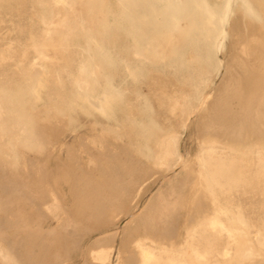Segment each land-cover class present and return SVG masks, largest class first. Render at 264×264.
Listing matches in <instances>:
<instances>
[{"label": "rangeland", "instance_id": "obj_1", "mask_svg": "<svg viewBox=\"0 0 264 264\" xmlns=\"http://www.w3.org/2000/svg\"><path fill=\"white\" fill-rule=\"evenodd\" d=\"M205 1L213 6L222 19H225V24L220 26L225 30L226 35L222 39L223 47L216 57L212 49V43L215 44L216 38L206 41L203 34L204 23L198 12L200 9L193 10L194 13H198V16H195L198 20V26L195 29L182 37L174 34L172 38H169L168 28L177 10L173 6H167V1L99 0L95 5L89 6L84 0H75L72 4L59 0H0V153L7 154L16 162L19 161V155H22L24 162L22 165L24 169L16 168V164L0 163V171L4 168L0 177L8 180L12 176L17 183L15 185L16 183L9 178L11 181L8 180V182H14L11 183L12 186L0 179L2 185L0 188L14 192L15 197H12L14 195L9 192L14 200L17 195L21 197L25 195V192L24 199H29L24 202L23 198L22 201H20L21 198L18 201L19 197H17V201H14L9 197L6 189L5 191L0 189L1 192L7 193V196L6 193H2L5 199L12 200L10 202L12 210L11 208V212L8 210L9 214L0 209V224L3 223L0 231L7 233L9 237H15V245L10 243L15 252L20 249V244L17 245L19 240L25 241L23 244L19 243L25 245L29 252L30 248L26 242L38 236L39 231L36 230L40 228L55 229L57 235L55 230L52 234L56 237L65 233V230L61 229H75V233H79L75 236L82 237V239L79 237L81 240L78 237L76 239L81 243L83 240V250H87L91 246L90 243L100 236L93 233L92 238L88 240V234L106 231L107 239L112 236L113 242L109 241V243H112L114 247L109 264H129L130 260L136 256L135 250H131V248L134 249L136 240H143L144 236L149 237L154 234L150 240L154 241L159 233H163L159 232L161 229H144L146 218L143 216L146 217V215L143 208L152 198H155L157 192L161 191L160 188L165 189L161 191L163 198L170 201L172 197H169L170 192L167 193V189L171 191L170 182L165 179L170 176L169 181L175 183V180L183 176V172L178 165L173 172H169L170 174L166 170L167 166L159 170H151L149 165L155 167L158 165L157 162H153L157 144L152 143V136L156 132H162V127L167 130L174 129L171 121L174 119L175 107L178 103L190 107L197 106L204 93L215 91L223 76L222 73L217 76L218 71L223 72L227 68L231 56L236 51L234 47L237 46L233 42L238 40L240 43L243 38L242 41L244 43L247 41V46L251 45L253 38L250 30H255L256 37H263L264 40V0H247L248 8L243 6L241 0ZM59 13L64 16L66 24L72 29V34L68 37L63 36L64 30L53 23ZM254 22L257 24L255 28ZM183 25L185 22H181V26ZM256 30L261 31L258 34ZM139 32L144 35L143 38L139 37ZM148 37H155L154 51L145 48ZM137 50L140 51V56L136 54ZM40 52L46 56H42ZM237 52L241 53L240 49ZM93 62L100 65L97 79L92 78L88 73ZM82 78L90 80L85 89L78 87ZM109 83L115 87L116 91L108 88ZM103 91H107V94H102ZM190 120L186 128L179 127L177 133L182 157L193 163L199 150L200 137L199 129H197L198 117H192ZM40 125L45 128L43 135L42 131L34 130H38L37 126L40 127ZM34 131L36 134L33 133ZM253 141L254 145L247 144L242 149L233 148L238 150L236 152L239 156L246 159L249 171L253 170L251 151L256 148L264 150V145L255 143L254 139ZM141 152L144 155H141ZM133 161H136L134 165ZM143 161L147 167L143 166ZM130 168L135 171L138 169L137 173L141 172L140 174L147 175L150 172L148 174L151 176L147 175L142 185L135 191H131L124 199L122 206L117 205L115 208L116 205H114V209L113 206L110 207L111 215L108 213L106 217L100 214L93 215V211H96L91 207L84 208L85 212L82 211L80 214L81 210L77 206L80 201L79 193H77L79 186L76 182L80 179L79 176L82 183L89 174L90 179L96 181L99 176L103 175L106 179L110 174L120 170L125 176L124 174L130 173ZM5 170L8 178L4 175ZM133 170L131 172L134 173ZM18 172L23 176L18 174L20 178L17 179ZM74 172L79 175L75 176L77 178L73 177ZM12 173L17 176V181ZM19 180H23L22 188L18 187L21 183ZM114 181L110 180V182ZM3 182L8 185V188L12 186V190L3 185ZM176 184V187L173 185V190L181 188L179 187L181 182ZM187 184L182 189L183 195L177 198L178 210L173 208L174 214L173 209L170 208L172 213L170 211L167 217L175 216L173 222L175 219L176 221L167 222L172 223L169 224L172 225L171 227L167 223L165 227L163 225L164 229H167L165 233L168 232L166 233L168 236L173 230L174 235L170 236L172 242L186 251L190 244L205 245L209 232L202 229L203 225L215 212L216 206H219L225 211L221 217L233 230L237 240V243L233 245L236 254L231 263L221 262V264H264V248H260L254 240L256 233L264 237V178L250 177L240 181L237 187L228 193L216 190L213 195L196 193L195 182ZM14 185L16 192L18 190L17 193L13 191ZM71 186H74L73 189ZM201 187L197 185V190ZM207 191H211L210 185H207ZM20 192L22 195L19 194ZM38 192L45 194L39 195ZM74 192L77 193L76 196ZM36 193L38 194L35 195ZM29 196L34 200H30ZM38 211L41 212H39L40 216ZM91 213L92 219L89 216ZM176 215H178L177 218ZM5 216L8 219L11 216L10 219L13 222L17 218H19V224L22 220L23 222L21 226L15 223L9 224ZM76 218L80 221L78 222ZM236 218L240 220V223L236 222ZM16 221L18 222V219ZM14 225L16 228H13ZM173 227L176 229H172ZM86 228L89 231H86ZM83 229L85 232L82 231ZM20 230L22 232H19ZM157 230L159 231L156 232ZM194 233L202 234V237L193 238ZM52 234L46 233L49 238L55 237ZM21 235L24 236L21 237ZM28 235L31 236L28 237ZM75 236L71 238L75 239ZM226 241V238L219 237L215 243L220 248ZM37 250L35 248V252ZM35 255L37 252L33 256ZM37 259H39L38 256L34 261H38ZM128 259H130L129 262ZM74 264H81V258H77Z\"/></svg>", "mask_w": 264, "mask_h": 264}, {"label": "bare ground", "instance_id": "obj_2", "mask_svg": "<svg viewBox=\"0 0 264 264\" xmlns=\"http://www.w3.org/2000/svg\"><path fill=\"white\" fill-rule=\"evenodd\" d=\"M59 1L60 2H68V3L72 4L75 0H59ZM161 1H167V3H168L167 6H173L177 10L176 15H174L172 17L170 26L168 28V37L169 38H172L174 36V34H177L178 37H182L184 34H187L190 30L195 29L198 26L197 25L198 20L195 17V16H198L197 15L198 13H194L193 10L194 9H200L198 12L201 14V20L204 23L203 34H204V37H206V41L209 42L208 39L216 38L215 44L212 43V49H213L214 55L216 57L218 51L221 50L223 47L222 39H223L224 35H226V34H225V30L220 26L221 24H223V25L225 24L224 23L225 19H222V16H220V14L216 10L213 9V6H211V4H209L205 0H161ZM84 2L86 3V5L91 6V5H95V3H98L99 0H84ZM241 2L243 4V6H245L246 8L249 7L247 0H241ZM227 3H226V6H227ZM187 7L190 9H188ZM228 10H227V12H228ZM223 15L225 16V14H223ZM181 22H185V25L181 26ZM53 23H55L57 26H59L61 29L64 30L65 33L63 32V36L68 37L69 35L72 34V29L70 28V26H68L66 24L65 18L61 13H59V16H56ZM255 23L256 22H254L253 24H255ZM235 26H237V25H235ZM253 27L254 28L257 27V24H255V26H253ZM246 29H247V27H246ZM254 31L250 30V32H252V33H250V35L253 38L252 43L249 41V43H251V45L247 46V44H246L247 41L244 43V41H242L243 38H241L240 43L238 40L236 42H233V43H236L237 47H234L235 48L234 50H236V51H234V54L232 56L230 55L231 59L229 60L227 68L223 72H222V70L218 71L217 76H220L221 73L223 74V76H222L220 82L218 83L216 89L214 88L215 91L213 90V92H209V93L207 92L206 94L204 93L200 99L199 105H197V106H191L190 107V106H187V105L184 106L181 103H178V105L175 107V113H174L175 115L173 117L174 119H173V121H171V122H173L172 126L174 129L173 130H167L166 128L162 127V129H163L162 132H158V133L156 132V134H154L152 136V138H151L152 143L157 144V151L153 157V162H157L158 165H157V167H155L153 165H149L151 170H159V168H161L163 166L164 167L167 166L166 170L169 173L171 171L173 172L174 168L178 165L181 168V171L183 172V176L180 177V179L178 178L179 180H175V183H171V181H169L170 176L165 179L166 181L171 183V184L169 183L171 191H169V189H167L168 190L167 193L170 192L169 197L170 198L172 197V199H170V201H168L169 199L165 200L163 198V195H162L163 193L161 191L164 188H160L161 191H159V192H157L158 190L156 191L157 193L155 195V198L154 199L152 198V200H150L147 204H145V206L143 208L144 215H146V217L143 216L144 218H146L145 224H144V221H142L144 224V226H143L144 229H154V230L161 229V231L157 230L156 232L159 231V232H163V233H159L158 236L156 235L157 238L154 241L153 240L150 241L153 238L152 236H154V234H152V233H151L152 235H150L149 237L144 236L143 240H140V239L136 240V242L134 244V249L131 248V250H135L134 251V253L136 255V256H134L135 261H134V259H132V260L128 259V262L130 260L131 262L132 261L135 262V263L133 262L132 264H191L192 262H195L197 264H221V262L231 263L233 257L235 256L236 252H234V250H233V245L237 243V240L235 238L233 230L229 227L227 222L221 217V214L225 213V211L222 208H220L219 206L218 207L216 206L215 212L210 216V218L203 225L202 229H205V231L207 230L209 232V235H207V237H206V243L203 246H200L198 244H190L187 251H186L185 249H183V247L177 246V245H175V242L174 243L172 242L170 236L173 233V230H172V232L170 231L171 232L170 236H168V234H166L168 232L165 233V231H167V229H164V227H165V223L169 222V220L171 222H173V220H174L173 218L175 217L173 214H170V215L174 216L173 218L171 217L172 220H171V218H167V217L169 216L170 211H171L170 213H172L171 209L177 208L175 210H178L179 203L177 202V198L183 195L182 189L184 188V186L187 183L193 184L195 182L196 186L194 187V190L198 194L206 193L209 195H213L216 190H219V192H221V193H228L231 190L235 189L240 181L247 180L250 177H262V178H264V150L263 149L256 148L253 151H251L250 154L253 157L252 158V160H253V163H252L253 164V170L252 171H249V169L246 165V159L237 154L236 151H238V150L233 149V148L242 149V147L244 145H247V144L254 145L253 139L255 140V143L260 144V145H264V40L262 39L263 37L262 38L259 37L260 39L258 37H256ZM248 32H249V30H248ZM256 32H258V31L256 30ZM259 32H258V34H259ZM244 33H246V32L244 31ZM243 36H241V37H243ZM139 37L143 38L144 35L141 32H139ZM246 38L250 39V37H247V36H246ZM154 40H155V37H151V38L148 37L146 47H145L146 50H152V51L155 50V46L153 45ZM242 44H243V46H241ZM207 45H209V44H207ZM238 49H240L241 53L237 52ZM209 50H210V48H209ZM235 52H236V54H235ZM40 54L42 56H46L42 52H40ZM136 54L138 56L141 55L139 50L136 51ZM240 54H242V55H240ZM216 59L218 61V58H216ZM220 61H221V59H220ZM218 64L220 65L219 61H218ZM99 68H100V65L96 62H93L91 64V68L88 71L89 75L92 78L97 79V76L99 74ZM89 82H90L89 78H82L81 81L78 83V87L81 89H85L88 86ZM108 88H110L113 91H116L115 87L111 83H109ZM102 94H107V91H103ZM169 96H171V95H169ZM104 98H105V96H104ZM130 100H131V98H130ZM164 104H165V102H164ZM164 111H163V113H164ZM172 113H173V111H172ZM51 116H53V115H51ZM195 116H196V118L198 117V128L197 129H199L200 140H199V150L195 156L194 162L191 163V160L185 159L181 155V152L179 150V136H178L177 130L179 131V129H178L179 127H181L182 129H185L188 122L191 121L190 119L192 117H195ZM159 125H160V123H159ZM52 126H56V125L52 124ZM37 128H38V130L37 129H34V130L35 131H42V135L45 133V128L43 126L40 125V127L37 126ZM35 131L33 133H35ZM37 134H38V132H37ZM37 137L39 138V134L37 135ZM196 137H197V135H196ZM37 140H39V139H37ZM99 141H101V140H99ZM129 141L133 142L134 140H129ZM110 142H112V141H110ZM112 145H114V144L112 143ZM151 146H153V144ZM125 149H127V147ZM123 153H124V151H123ZM141 155H144V154L141 152ZM111 156H112V152H111ZM22 159H23V156L19 155V161L16 162L15 159L9 157L7 154L0 153V163L1 164L2 163L3 164L7 163L9 165L16 164V168L24 169L22 166L24 164ZM106 160L108 161L109 159H106ZM129 160H131V159H129ZM113 161H115L114 157H113ZM137 161H140V160H137ZM134 162L136 163V161L132 162L133 165H134ZM7 164H5V165H7ZM144 164H145V162L143 163V166H145ZM140 165H141V163H140ZM118 166L119 165L117 164V167ZM135 166H133V167H135ZM0 167H1V165H0ZM131 167H132V165H131ZM145 167H147V166H145ZM150 168L148 167V169H150ZM3 169L0 171L1 174H3L2 173ZM118 169H119V167H118ZM129 170H130V173L128 172L129 174L127 172H125L127 174H124L126 177L123 176V173L120 170L118 172H114L113 174H110V176L107 177L106 179L103 175L102 176L96 175V176H99V178H97L98 180H96V181H92L90 179L91 177H89L90 176V174H89V176L87 178L83 179L84 180L83 183H82V180H80L81 177L74 172L75 175H73V177L78 175L79 176L78 178H80L78 180L81 181L79 184H78V180L76 181L77 185L79 186L78 187L79 190L77 193H79L78 198L80 201L78 203L79 205H77V206H79V210H81L80 214H82V211L85 210L84 208H86V207L90 208L91 207L97 212L96 213L93 211V215H95V214L99 215L100 214V215H104L106 217V215L109 213L110 207L113 206L112 208L114 209V205H116L115 208H117V205L122 206L124 199L128 197V195L131 193V191L133 192L136 189H138V187L140 185H142V183L145 181L146 176L149 175L148 173H150L147 171L148 173L146 175V173L145 174L144 173L140 174L141 172L137 173L138 169H136L137 171L133 170V168H130ZM131 170L135 171L134 173H137V174H134L133 172H131ZM5 172H6V170H5ZM9 172H10V170L8 171V173ZM99 173H100V171H99ZM153 173H155V172H153ZM153 173H152V175H153ZM13 174L14 173H12V175ZM18 174L20 176L22 175V174H20V172H18L17 173L18 177L15 176V174L13 175V177L15 176V179H16V177H17V179L20 178ZM4 175H5V177H7V175H8L7 172ZM24 176L27 177L26 175H24ZM71 176H72V174H71ZM150 176H151V174L149 175V177ZM175 176H173V177H175ZM9 178L13 180L12 176ZM9 178H8V180H10ZM75 178H77V177H75ZM0 179H3V177H0ZM17 179H16V181H17ZM112 179H113V181L116 180L118 182L117 183H115V181L110 182V180H112ZM8 180H4V181L8 182ZM13 181L15 182V180H13ZM22 181H20L21 183H19V185H18V187L21 186L19 188H22V185H21ZM40 181H42V180H40ZM40 181H39V183H40ZM14 182H8V183H10V185L13 186V184H11V183H14ZM73 182H75V180ZM176 182H178V183L181 182V185L179 184V187L181 186V188H177V189L173 190V187L175 185H177ZM3 185H5L8 188V185L4 184V182H3ZM15 185H17V183ZM15 185H14L15 190H13V191L16 192V186ZM169 185L167 186V188L169 187ZM197 185L202 186V187L199 190H197ZM207 185H210L211 191H207ZM12 186H9V188L11 189ZM29 186H30V184H29ZM0 187H2V185ZM18 187H17V189H19ZM73 187H72V189H73ZM75 187H76L75 189H77V186H75ZM105 188H107V189H105ZM0 189L2 190V188H0ZM5 189H3V190L5 191ZM26 189H27V187H26ZM1 190H0V192H1ZM34 190H36V189H34ZM105 190L107 192H105ZM31 191H33V190H31ZM6 192H8V195H9L10 194L9 192H11V191L7 190ZM6 192H1L0 195H2V193L5 194ZM17 192H18V190H17ZM13 193H12V195H14ZM38 193H36L35 195H37ZM40 193H39V195H40ZM77 193L74 192V195L76 196ZM19 194L22 195L21 192ZM29 194H31V193H29ZM43 194H45V193H43ZM5 195L7 196V193ZM25 195H26V192H25ZM25 195H22V197L17 195L16 198L19 197L18 201L20 198H21L20 201H22V198L24 199ZM10 196L11 195H9V197ZM30 196L28 198H30V200H34ZM12 197H15V195ZM41 197H43V196H41ZM167 197L168 196H166V198ZM16 198H15V200H14V198H11V199L14 201H17ZM34 198H36V197H34ZM200 199H201V197H200ZM12 200L5 199L3 196L2 199H0V203H2L1 204L2 206L0 209L6 211L8 213L9 212L8 210H10V208H11L10 202ZM26 200L29 201V199H26ZM26 200L24 202H26ZM173 200H176V201H173ZM202 202H203V200H202ZM28 203H31V202H28ZM32 203H33V201H32ZM31 204H29V205H31ZM200 206H202V205H200ZM203 207H204V205H203ZM37 208H38V206H37ZM196 208H198V207H196ZM174 209H173V211H174ZM200 209L203 210L204 208L203 209L200 208ZM11 210H12V208H11ZM11 210H10V212H11ZM180 210H181V208H180ZM197 210L199 212V209H197ZM35 211H37V209H35ZM40 211H38V213ZM90 211H91V209H90ZM84 212H83V215H84ZM110 212H112V211L110 210ZM40 213H39V216H40ZM147 213H149L148 217H147ZM176 213L178 214V212H176ZM179 213H180V211H179ZM141 214H143V213H141ZM174 214H175V211H174ZM91 215H92V213L89 216H91ZM109 215H111V214L109 213ZM178 215H176V218ZM5 217L7 218V216H5ZM10 217L11 216H9V219L7 218L9 220V224H11V223L19 224V222H20L19 218H17L18 222L16 221L17 219L15 220V222H13L10 219ZM108 217L111 220L110 216H108ZM136 217H137V215H136ZM78 218H80V217H78ZM78 218H76V220H78V222H79L80 220ZM98 218H101V217L98 216ZM98 218H95V220H97ZM166 218L168 220L165 222ZM3 219H1V221ZM7 219H5V220L8 221ZM83 219H85V218H83ZM86 219H87V216H86ZM90 219H92V216ZM90 219H88V220H90ZM188 219H187V221H188ZM93 220H91V221H93ZM142 220H144V219H142ZM32 221H34V220H32ZM175 221H176V219H175ZM22 222H23V220H22ZM22 222L20 224H22ZM81 222H82V220H81ZM88 222H90V221H88ZM171 222L167 223V224L168 225L172 224ZM236 222L240 223V220L238 218H236ZM34 223H35V221H34ZM98 223H99V221H98ZM2 224H0V226H2ZM32 225H34V224H32ZM32 225H31V227H32ZM139 225L142 226V224H140V223H139ZM163 225H164V227H163ZM15 226L16 225H14L13 228H16ZM167 226H166V228H167ZM137 227L139 228L140 226H137ZM174 228L176 229V227H173L172 229H174ZM2 229H4V228H2ZM37 229H38V227H37ZM134 229H135V227H134ZM21 230L19 232H22ZM54 230L55 229L44 230L41 228L39 230H36V231H39L38 236H35V238L33 237L34 238L33 240L26 242V244L28 243V245H29L28 248H30L29 252L27 250V247H25V245L24 246L22 245L25 241H21V240H19V242H22V244L19 242L17 244V245L20 244V249L15 252L13 250V248H14L13 245H12V247L10 245V243H14V245H15V241H14L15 237H13V236L9 237L7 233H5L1 230L0 231V264H74V262L77 258H81V264H109L110 263V258H111V254H112L114 247H113L112 243H109V241L113 242V239L111 238L112 236L110 237L111 240H109L110 238L107 239V236L105 235L106 231L101 232L98 230L99 232H96V231L92 232V233L89 232L90 234H88V237H87L88 240H90L92 238V235H94L93 233H97L95 235H100V236H97V238H95L93 240V243L92 242L90 243L91 246L88 247L87 250L85 248H84L85 250H83V248H82L83 244H84L83 240H82V243H81V241L77 242L78 240L76 239V237H78V236H75V234L77 233V232L75 233V229H61V230H65V233L62 234L61 236L59 235V237L57 236L58 238L55 236V235H57L56 230H55L56 234L55 235L52 234V232ZM76 230L79 231L78 229H76ZM87 230H88V228H86V231ZM33 231H34V229L31 232L33 233ZM82 231L85 232L84 229ZM117 231H115V233H117ZM80 232H81V230H80ZM145 232H147V231L145 230ZM46 233H51L55 237L52 236L53 238H51V237L49 238V237H47ZM78 234L79 233H77V235ZM113 234H114V232H113ZM143 234H144V232H143ZM24 235H21V237ZM31 235L33 236L34 234H31ZM147 235H148V232H147ZM172 235H174V234H172ZM14 236H16V235H14ZM18 236H20V235H18ZM30 236L28 235V237H30ZM72 236H75V239L71 238ZM85 236H87V235H85ZM79 237H81V236H79ZM167 237H169V238H167ZM192 237L193 238H198V237L201 238L202 234L199 235V234L194 233L192 235ZM219 237H224L227 239L226 243L223 246H221L220 248L217 247V245L215 243V240L218 239ZM17 238H19V237H17ZM113 238H115V237H113ZM26 239H28V238H26ZM81 239H82V237H81ZM254 240L256 241V244L260 248H264V237L260 233L255 234ZM130 241H132V240L130 239ZM35 248L38 249L36 251L37 255L33 256L34 253H36ZM15 250H17V249H15ZM237 254H238V252H237ZM37 256L39 258V259H37L38 261H34V259H36ZM131 257H132V254H131L130 258ZM120 258L122 259V257H120ZM190 258H191V261H190Z\"/></svg>", "mask_w": 264, "mask_h": 264}]
</instances>
